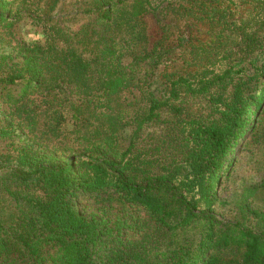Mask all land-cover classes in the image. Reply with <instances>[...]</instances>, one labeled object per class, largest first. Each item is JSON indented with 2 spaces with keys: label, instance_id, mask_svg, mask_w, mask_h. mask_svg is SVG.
Segmentation results:
<instances>
[{
  "label": "trees",
  "instance_id": "obj_1",
  "mask_svg": "<svg viewBox=\"0 0 264 264\" xmlns=\"http://www.w3.org/2000/svg\"><path fill=\"white\" fill-rule=\"evenodd\" d=\"M12 4L0 0V264H264V212H245L254 229L214 208L264 103V0H97L74 31L37 18L41 43L13 34ZM161 7L204 36L179 35L180 70L136 119L120 100L131 87L123 58L173 52L163 32L135 55ZM153 124L162 131L141 146ZM76 191L103 216H81Z\"/></svg>",
  "mask_w": 264,
  "mask_h": 264
},
{
  "label": "rangeland",
  "instance_id": "obj_2",
  "mask_svg": "<svg viewBox=\"0 0 264 264\" xmlns=\"http://www.w3.org/2000/svg\"><path fill=\"white\" fill-rule=\"evenodd\" d=\"M9 1H13L12 14L16 12L18 17L12 29L13 34L24 43H41L44 41L43 25L41 26L42 23L38 22L37 18L57 19L60 26L74 31L88 17L86 12L97 0ZM162 7L158 12L145 18L147 41L143 47L138 48L135 55L139 56L144 49L149 51L163 32H166L169 37L167 44H170V49L174 48L170 56L165 55L158 61L147 59L144 62L133 60L130 56L123 58V65H128L125 72L130 79L131 87L122 94L120 100L132 118L139 119L145 115L150 98L162 97L166 85L165 74L180 70L184 48L177 47L179 35L188 39H192L191 37L203 39L204 36L203 27L194 25L190 21L172 18ZM19 9L26 12L18 13ZM14 44V40L8 41V44L6 42L7 49L9 45L11 48ZM2 48L0 44V52L3 51ZM200 103L202 102H192V109L201 111L202 108L198 106ZM63 117L64 127L70 129L71 122L67 110L64 111ZM4 124L5 122L0 120V126ZM160 126L161 124H153L142 132L141 146L147 145L151 136L162 131ZM134 128L135 125L124 130L121 145L126 146ZM13 140L16 143L18 141L16 138ZM229 162V167L225 168V174L219 179L216 188L217 203L214 208L217 219L220 222H236L245 216L246 225L258 229L256 220L245 212L247 210L264 212V103L258 112L257 119L251 120L248 132L235 148ZM71 199L75 210L84 218L99 219L103 216L104 209L93 203L88 194L76 191Z\"/></svg>",
  "mask_w": 264,
  "mask_h": 264
}]
</instances>
